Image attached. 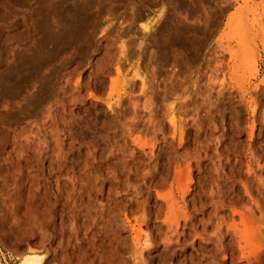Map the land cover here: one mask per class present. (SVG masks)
Wrapping results in <instances>:
<instances>
[{
  "label": "rangeland",
  "instance_id": "1",
  "mask_svg": "<svg viewBox=\"0 0 264 264\" xmlns=\"http://www.w3.org/2000/svg\"><path fill=\"white\" fill-rule=\"evenodd\" d=\"M30 255L264 264V0H0V264Z\"/></svg>",
  "mask_w": 264,
  "mask_h": 264
},
{
  "label": "bare ground",
  "instance_id": "2",
  "mask_svg": "<svg viewBox=\"0 0 264 264\" xmlns=\"http://www.w3.org/2000/svg\"><path fill=\"white\" fill-rule=\"evenodd\" d=\"M75 15V14H74ZM73 18V17H72ZM79 18V17H78ZM76 20V18H75ZM78 20V19H77ZM75 25V24H74ZM68 27V26H67ZM71 27V26H70ZM69 27V28H70ZM73 29V28H72ZM11 77V76H10ZM8 77V80L9 78ZM7 81V80H6ZM12 81V80H11ZM9 83V82H8ZM44 261H45V258L44 256H37V255H30V256H27L26 258H24L20 264H44Z\"/></svg>",
  "mask_w": 264,
  "mask_h": 264
}]
</instances>
